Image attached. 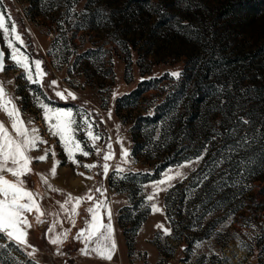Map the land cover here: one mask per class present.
<instances>
[{
    "label": "rangeland",
    "instance_id": "rangeland-1",
    "mask_svg": "<svg viewBox=\"0 0 264 264\" xmlns=\"http://www.w3.org/2000/svg\"><path fill=\"white\" fill-rule=\"evenodd\" d=\"M0 4L5 22L10 26L9 16L16 22L29 53L43 61L48 74L40 89L28 84L22 70L7 59L0 81L14 82L8 90L22 97L17 103L24 120H33L48 145L55 146L61 163L56 176H49L50 183L73 196L102 183L113 212L117 250L111 261L82 255L83 244L74 239L85 227L90 202L78 209L75 227L61 216L62 227L71 229L60 248L63 255L56 254L57 246L45 236L54 217L36 224L30 216L29 242L38 249L39 264H264L260 158L264 140L257 134V129L264 132V0H0ZM70 7L76 12H69ZM0 42L8 54L2 34ZM171 71L182 76L173 78ZM51 80L58 82L56 90L68 89L77 99L60 100L47 87ZM29 89L34 94L46 91L54 107L92 112L99 124L94 131L102 136L96 146L106 150L111 137L115 152L107 179L102 168L82 166L102 164L103 151L97 156L86 148L92 154H77L79 167L67 159L58 138L48 134ZM240 117L250 124L240 122ZM101 119L105 123L100 124ZM0 120L8 123L2 112ZM232 129L237 130L235 135ZM245 133L255 137L250 146L229 153L228 147ZM118 137L130 152L129 164L120 161ZM77 138L84 139V134ZM46 146L31 155H42ZM205 146L208 151L193 165L195 171L183 169L187 179L174 180V187L159 194L154 202L163 211L153 214L145 200L151 183L201 154ZM229 155L231 161L215 167V160ZM250 158L254 163L239 175L237 161ZM52 163L51 155L45 162L33 161V173L26 178L30 189L46 190L36 173L48 176ZM117 165L127 170L126 179L114 174ZM205 173L209 178L201 184ZM63 198L48 191L46 203L58 209L55 201ZM158 223L171 227L172 234L164 236ZM0 264L34 262L10 246L0 249Z\"/></svg>",
    "mask_w": 264,
    "mask_h": 264
},
{
    "label": "snow or ice",
    "instance_id": "snow-or-ice-1",
    "mask_svg": "<svg viewBox=\"0 0 264 264\" xmlns=\"http://www.w3.org/2000/svg\"><path fill=\"white\" fill-rule=\"evenodd\" d=\"M0 7H2V4H0ZM69 12H76V8L70 7ZM100 14L107 15L106 12ZM8 20L11 22L10 26L5 22V16L0 13V34H2L5 46L9 50L7 59L15 67L22 70L23 78L28 84L37 85L40 89H43L45 87L44 78L48 75L42 67L43 61L29 53L28 49L30 46L23 34L18 31L16 22L10 16ZM60 23L63 24V21H60ZM25 31L30 32L28 29ZM5 69V52L0 50V73L4 72ZM168 75L180 79L182 72L171 71ZM141 79L145 78L141 77ZM13 84L12 80L0 81V112L6 116L8 121L6 124L5 121L0 120V240L7 241V243H0V249L7 250L10 246H13L15 250L25 253L34 264H39V261L35 259V253L38 249L29 242V229L33 227L29 217L33 216L36 224H43L45 223L44 217L52 216L54 219L48 227L45 236L51 245L57 246L56 254L63 255L60 252V248L68 239L71 229L62 227L63 220L61 216L75 227V217L79 215L78 209L82 204L90 202V206L86 208L88 218L84 222L85 227L76 233L74 239L83 244V247L79 250L82 255L95 254L100 259L111 261L117 250V243L112 223L113 212L105 195L107 189L101 183L99 186L88 188L81 196H73L71 193H64L63 190L54 187L50 183L49 176H56L57 168L60 166L61 161L57 159L55 146L48 145V141L43 138L40 129L35 126L34 121L31 119L24 120L22 111L17 103V101L22 100V97L15 96L8 90V86ZM47 87L53 88L55 96L62 101L77 99L75 93L68 89L56 90L58 88L56 80H51ZM29 93L33 95L36 106L42 110V117L47 125L48 134L58 138L67 159L79 167L81 165L76 158L77 154L83 157L90 156L92 153L90 150H85L86 148L94 149L97 156H100L103 151L102 164L91 163L83 164L82 166L88 170L97 167L102 168L103 178L107 179L111 167L109 161L115 158V152L111 137H109V142L106 144V150L96 146L97 141H100L102 136L98 131H94V126L98 128L99 124L96 123L92 112L85 111L83 108L74 111L73 108L54 107L51 103L52 98L47 95L46 91L34 94V90L29 89ZM116 95L117 93L113 92V98ZM42 96L47 98L49 102L46 103L45 99L41 98ZM107 117L109 120L112 119L111 109L108 110ZM239 120L245 125L250 124V121L244 117H240ZM99 123L103 124L105 121L101 119ZM116 128L119 129L120 125L117 124ZM231 131L235 135L237 130L232 129ZM79 133L84 134V139L77 138ZM257 134L261 140H264V132L257 129ZM158 138L159 135L157 134ZM213 139H215V136ZM254 139V136H249L248 133H245L244 136L236 139L234 145L228 147L229 153H237L239 150L246 149ZM117 143L120 145L121 163H131L130 152L125 147L123 139L118 137ZM41 145H47L42 150L43 154L32 156L31 153L35 150H40ZM207 151V146H205L201 154L177 165L175 170L168 169L162 174V179L151 183L152 191L146 196L145 200L153 214L163 211L154 202L159 194L167 192L174 187L172 183L174 180L187 179V173L183 169L188 168L195 171L193 165L199 164L204 159ZM49 155H51L53 161L49 175L36 173L40 178V182L46 186V190L43 192L34 191L28 187L26 180L33 173V161L45 162L49 159ZM260 158L261 166L264 167V152H261ZM226 159L231 161L232 156L221 157L213 163L215 167H219ZM253 163L254 161L251 158L238 160L237 165L240 168L238 174L243 176L248 166ZM126 171L125 168L119 165L114 168V174L120 179L127 178L125 175ZM78 174L81 176L85 175L83 172ZM208 178L209 174L205 173L199 183L202 184ZM86 179L92 180L94 177L87 176ZM246 187H250V185H246ZM48 191L61 193L64 197L62 200L55 201L58 209L46 203ZM96 193H99V197L96 196ZM58 226H60L59 231H57ZM156 228L160 229L164 236L172 234V228L165 227L162 223H158ZM199 246L198 244L197 247ZM29 249L31 250L29 251Z\"/></svg>",
    "mask_w": 264,
    "mask_h": 264
},
{
    "label": "water",
    "instance_id": "water-1",
    "mask_svg": "<svg viewBox=\"0 0 264 264\" xmlns=\"http://www.w3.org/2000/svg\"><path fill=\"white\" fill-rule=\"evenodd\" d=\"M0 50H3L5 52V62H6V66H7V52L6 50L4 49L2 43L0 42ZM3 73V72H2ZM1 74V73H0Z\"/></svg>",
    "mask_w": 264,
    "mask_h": 264
},
{
    "label": "trees",
    "instance_id": "trees-1",
    "mask_svg": "<svg viewBox=\"0 0 264 264\" xmlns=\"http://www.w3.org/2000/svg\"><path fill=\"white\" fill-rule=\"evenodd\" d=\"M137 92H139V91H137Z\"/></svg>",
    "mask_w": 264,
    "mask_h": 264
}]
</instances>
